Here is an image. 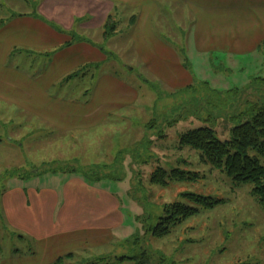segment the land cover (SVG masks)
Wrapping results in <instances>:
<instances>
[{
    "label": "rangeland",
    "instance_id": "obj_1",
    "mask_svg": "<svg viewBox=\"0 0 264 264\" xmlns=\"http://www.w3.org/2000/svg\"><path fill=\"white\" fill-rule=\"evenodd\" d=\"M185 5L180 3L174 8L167 4L168 13L159 16L155 29L191 67L194 79L208 83L213 90L224 94L236 89L243 91L256 79L264 78V48L257 52L243 48L240 51L245 52L240 54L227 50L198 56L195 48L190 47L192 22ZM36 11L29 0H0V23L14 14L38 15ZM122 16L117 19V31L110 37H105L103 28L95 33L77 32L75 29L83 20L72 21L67 29L103 49L109 63L92 66L87 75L78 79L67 80V76L51 93L65 99L82 100L87 88L93 87L104 73H108L133 85L140 95L139 104L130 114L109 119L88 138L53 134L38 122L26 124V120L16 116L21 111L15 106L0 104V217L3 215L2 195L15 186L57 187L63 183L49 177L80 176V173L72 172L73 168L89 171L96 166H104L108 168L106 172L121 180L91 179L95 181L91 182L82 175L80 177L118 198L125 224L115 230L112 245L97 248L90 255L75 257L69 254L75 258L72 263L65 260L64 264H91L99 261L100 257L127 255L128 250L123 246L142 230V224L137 220L147 213L144 202L140 200L144 201L143 197H146L156 205L175 202L193 205L183 197L185 194L213 197L225 203L212 211L201 210L199 215L174 228L164 239L148 237L146 245L153 252L164 254L177 264H264V210L252 195V186L235 184L224 173L199 163L198 152L189 147L179 148L182 134L205 124L197 117L190 119L192 113L188 109L185 113L180 111L182 106L192 109L193 100L189 94L169 96L176 92L175 89L159 77L143 71L140 64L138 67L131 30ZM57 27L66 31L59 25ZM21 51H12L9 64L31 75L39 67H33V60L21 59L18 53ZM44 60L43 57L38 63ZM93 75L95 78H91ZM149 82L157 85L160 92ZM180 117L189 120H179ZM207 126L225 141L230 139L235 125L229 119H220ZM162 135L166 138L160 139ZM68 166L69 173L43 171L34 175L39 168L65 169ZM158 168L199 172L204 178L199 182H172L168 187L152 185V175ZM29 172L34 173L28 175ZM3 221L0 218V260L12 257L15 251L22 254L30 251V246L20 240L22 233L16 234Z\"/></svg>",
    "mask_w": 264,
    "mask_h": 264
},
{
    "label": "crops",
    "instance_id": "obj_2",
    "mask_svg": "<svg viewBox=\"0 0 264 264\" xmlns=\"http://www.w3.org/2000/svg\"><path fill=\"white\" fill-rule=\"evenodd\" d=\"M29 2L37 4L40 16L61 26L66 33H76L67 28L77 19L83 20L76 27L77 32H101L108 16L118 7V14L129 24L138 67L140 64L143 71L159 77L175 90L192 84L193 77L184 68L179 53L156 32L157 19L168 13L167 4L177 8L180 3H186L184 8L192 22L190 47L195 48L198 56L227 50L237 54L257 52L264 42V0ZM133 16L136 22L131 25ZM49 23L31 14H14L0 23V104L15 106L21 111L16 116L26 120V124L38 122L53 134L86 138L109 119L130 114L139 104L138 90L108 73H104L93 87L87 88L82 100L65 99L51 93L81 67L107 65L109 58L103 49L85 40L73 43L55 55H47L71 40L68 33L58 32ZM243 48L245 51H240ZM15 49L22 50L18 52L21 59L35 61L33 67H39L38 70L30 75L10 65V56ZM43 57L45 60L38 63ZM131 70L135 71L134 68ZM91 78H95L94 75ZM49 178L63 184L42 188L32 184L15 186L3 193V223L16 234L22 233L20 240L30 246V251L25 254L15 251L12 257L1 259L0 264H53L69 254L75 257L90 255L97 248L112 245L115 230L123 228L121 204L113 193L78 175ZM75 257L66 260L72 263Z\"/></svg>",
    "mask_w": 264,
    "mask_h": 264
},
{
    "label": "trees",
    "instance_id": "obj_3",
    "mask_svg": "<svg viewBox=\"0 0 264 264\" xmlns=\"http://www.w3.org/2000/svg\"><path fill=\"white\" fill-rule=\"evenodd\" d=\"M34 6L37 9V4ZM117 11L118 7H115V13L108 16L103 26V29H105V37H110L117 31V26L119 25L118 20L122 16L118 14ZM33 16L49 23L44 17L40 16L39 13ZM135 22L136 17H131L130 24L134 25ZM49 24L58 32L66 33L60 27H57V25ZM67 33L71 40L61 49L47 55H55L65 47L84 40L92 44L89 40L78 37L74 32ZM262 48H264V42L259 47V50ZM104 53L106 58H108L105 51ZM182 63L184 68L192 76L193 72L191 67H189L183 59ZM91 67L92 64L81 67L79 70L69 75L67 80L87 75ZM151 85L155 86L160 92L157 85ZM175 91L176 92H172L168 95L178 96L184 93L185 95L189 94L193 100V106L191 105L192 109L182 106L180 111L185 113L188 109V112L190 111L192 113V116L189 117L190 119L197 117L198 119H202L205 124L202 127L189 130L182 134L179 148L184 149V147H189L198 152L199 163L206 164L211 167L212 170H218L224 173L227 177L231 178L235 184L251 185L252 195L257 198L260 206L264 210V78L256 79L255 82L248 84L243 91L236 89L227 91L224 94H220L213 90L208 83L199 82L193 78L192 84ZM189 118L185 119L180 117L179 120L186 121L189 120ZM220 119H229L235 125L231 130L229 140L222 141L217 137V132L207 126L208 123ZM164 138H166V136H160V139ZM68 169H70L69 166L65 169L39 168L34 175H38L43 171L67 173ZM93 169L94 170L87 171L73 168L72 172L80 173L83 178L89 181H91V179L102 181L110 178L121 180L110 172H106L108 169L107 167L96 166ZM32 173L34 172H29L27 174L30 175ZM203 178L204 176L199 172L186 171L180 168L171 171L158 168L152 175L151 184L168 187L172 182H199ZM183 197L187 198L193 205H187L182 202L156 205L148 201L146 197H143L145 198L144 201L140 200V202H144L147 213L145 217L138 218L137 220L142 224V230H139L138 233L123 246L128 250V254L123 256L100 257L99 261L91 264H177L166 255L153 252L150 247L146 245V239L148 237L164 239L171 235L174 228L199 215L201 210L212 211L225 203V201L221 199L195 194H185ZM72 257L74 256L69 255L66 258L59 259V261L54 264H64L66 259Z\"/></svg>",
    "mask_w": 264,
    "mask_h": 264
}]
</instances>
